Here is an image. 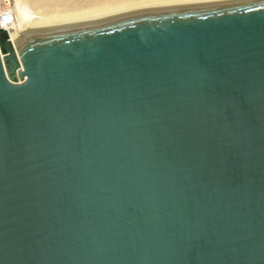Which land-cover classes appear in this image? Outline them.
Returning <instances> with one entry per match:
<instances>
[{
	"label": "water",
	"instance_id": "95a60500",
	"mask_svg": "<svg viewBox=\"0 0 264 264\" xmlns=\"http://www.w3.org/2000/svg\"><path fill=\"white\" fill-rule=\"evenodd\" d=\"M0 264H264V0L0 28Z\"/></svg>",
	"mask_w": 264,
	"mask_h": 264
},
{
	"label": "bare ground",
	"instance_id": "6f19581e",
	"mask_svg": "<svg viewBox=\"0 0 264 264\" xmlns=\"http://www.w3.org/2000/svg\"><path fill=\"white\" fill-rule=\"evenodd\" d=\"M24 1L25 0L15 1V4H14L15 12L17 14L15 20L8 21L7 19L6 22H2L0 20V28L6 29L11 39L16 33L22 30H26L29 28L37 27V26L67 22V21H72V20H77V19H83V18L98 16V15L108 14L112 12L132 9L136 7L149 6V5H155V4L186 2V1H192V0H140L137 2H133V3L132 1L126 2L124 4L120 2V4H117V5H112V6L108 5L107 7L103 6L102 8H99V9L95 8V10L93 8V11L90 10V11H80L79 12L78 10V12L62 11V12H57V13H52L51 11L52 14H50L49 16H44L42 14L43 16H36V17L29 16L27 14V12L24 10V6L22 5Z\"/></svg>",
	"mask_w": 264,
	"mask_h": 264
},
{
	"label": "rangeland",
	"instance_id": "374dc122",
	"mask_svg": "<svg viewBox=\"0 0 264 264\" xmlns=\"http://www.w3.org/2000/svg\"><path fill=\"white\" fill-rule=\"evenodd\" d=\"M15 1L16 0H0V13H10L12 20L16 19L15 12ZM137 2L140 0H25L22 4L24 10L29 16H49L52 13L57 12H79L80 11H93L104 7L126 3V2ZM194 1V0H192ZM116 3V4H115ZM100 6V7H99ZM89 7V8H88ZM86 8V10H85ZM58 9V11H57ZM84 9V10H82ZM77 10V11H76ZM52 11V13H51ZM43 14V15H42Z\"/></svg>",
	"mask_w": 264,
	"mask_h": 264
},
{
	"label": "built area",
	"instance_id": "2783aa9c",
	"mask_svg": "<svg viewBox=\"0 0 264 264\" xmlns=\"http://www.w3.org/2000/svg\"><path fill=\"white\" fill-rule=\"evenodd\" d=\"M8 19V21H12V18H11V15L10 13H7V12H2L0 13V20L2 22H6Z\"/></svg>",
	"mask_w": 264,
	"mask_h": 264
}]
</instances>
